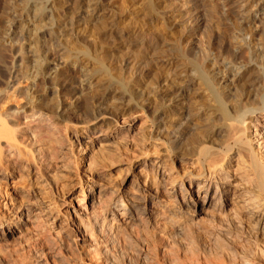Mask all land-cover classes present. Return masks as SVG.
I'll return each mask as SVG.
<instances>
[{
	"label": "bare ground",
	"instance_id": "bare-ground-1",
	"mask_svg": "<svg viewBox=\"0 0 264 264\" xmlns=\"http://www.w3.org/2000/svg\"><path fill=\"white\" fill-rule=\"evenodd\" d=\"M2 1L9 4L8 7L12 6V9L10 8L12 21L5 22V26L0 28V46L15 44L19 63L10 75L11 86L9 88L0 86V183L6 184L15 176H19L17 173L22 172L21 169L24 170L23 167L26 165L30 168L31 162L35 163L33 165H38L36 167L40 168L42 178L44 169L51 167L56 172L62 166L57 164L60 159H57L56 163L53 162L55 164L48 163L49 160L58 158L57 154L55 157V155L52 156L55 153L50 155L49 152L48 154L41 150L42 148L33 151L23 145L25 137L23 139L22 136L25 133H22L24 128L21 118L29 117L32 120L41 121L44 117L43 110L48 111L49 109V116L56 120L69 121L71 114L79 109L80 103H85L90 108L89 112L92 116L85 122L86 126L82 132L88 135L84 137L94 143L96 141H92L95 139L104 141V139L113 137L109 129L111 120L114 123L112 132L121 131L126 139L132 140L134 135L140 132L138 128L136 129L135 118L128 122L124 118L126 121L122 119L121 123H118L116 119L108 117L104 112L107 107L102 109L101 105L107 104L121 111L129 106L140 107L144 110L146 107L152 108L149 107L150 104L156 102L157 107L154 105L152 109L154 116L159 118L160 115L168 113L172 116L168 117L172 123L169 126L159 124L153 130L152 126L156 120L154 118L148 131L151 136L146 135L148 139L150 137L152 139L154 134L157 140L162 139L161 143L164 145L162 147L176 143L189 129H182L176 133L174 130L179 127L180 123L179 118L173 117V113L178 111L175 106L184 102V98L189 96L187 93L189 90L194 92L191 95L199 94L206 97L211 101L210 104H214L212 108L215 106L214 109L219 111L214 114V109H209L204 113L196 112V116L206 115L205 119L209 120L210 115H214L212 118L216 117L221 120L219 128L212 129L209 126L203 130L200 129L198 136L191 141L192 143L190 142L188 147H184L180 152H174L172 161L186 159L192 167L194 166V168L191 167L192 170L188 169L189 171L183 170L180 173L173 164L163 167L159 162L149 157L146 158L144 155L150 156V152L142 151L144 147L138 146L141 149L139 153L141 158L143 154L145 159L143 158L144 160L140 162L136 160L133 165L151 166L154 173L160 172V177L173 176L171 178L174 179L173 182H169L171 181L169 179V183L161 185L159 184L161 179L155 183L156 185L154 184L155 186L150 187L145 179L144 183L138 184L135 191L114 190L112 198L110 197L109 201L103 203L102 209L108 212L107 216H102L103 213L100 215L91 200L84 201L83 205H72L77 216L75 219L68 220V229L64 234L66 241L73 246L68 256L55 246L57 244L55 241H44L46 245H43V242L33 246L27 241L24 243L29 245L23 244L27 250L26 252L22 250L24 254L21 252L22 255L17 262L13 263L14 259L11 256L14 248L4 253V256L2 254V262L4 264H264V29L260 28L257 33L250 30L264 23V0H222L221 2L220 0H187L186 2L191 3L195 11V17H193L197 23L194 24L198 25L201 19L208 16L215 27L222 26V29L227 28L228 25L226 21V24L222 25L219 21L222 18L218 20L216 14H212L213 4L218 1L217 3H223L221 7L232 6L235 24H231V30L227 28L231 34V41L224 47L220 45V48H224L222 50L220 48L217 51L216 48L215 51L206 50V54L202 51L204 55L201 56L199 65L194 56L192 58H195V61L192 58L189 60L190 56L187 54L186 62L190 61V65L184 67L185 62L182 60H186V53L185 55L179 54L182 62L179 64L169 57L164 63L161 61L166 74L163 81L157 83L158 85L151 92L153 95L149 97L148 93L139 100H134L132 89L119 76L121 72L118 76L110 72L111 69L114 70L111 67L114 61L108 63L104 60L115 51L121 50L125 55L132 53L129 58L121 59V64L119 63L121 69L125 67L129 69L135 67L138 61L140 62L141 54H150L152 58L151 53L157 54V51L163 48L160 30H158L160 27L157 28L155 25L158 17H150L149 21L144 22L146 27L151 28L155 25L157 29H146L145 26L136 25L137 23L135 24L137 27L132 25L128 28L130 21L122 26L121 23L125 19H118L112 12V0H23V6L18 12L13 8L14 0ZM154 2V0H146V7L149 11L155 8ZM58 8L61 9V13L57 16L55 10ZM15 12L17 14H13ZM101 12L105 13L101 14ZM167 14L172 15V13ZM101 18L102 22L105 20L108 22L103 23L105 25L100 35L104 34L115 44V46L113 44V49L112 46L96 45L98 41L95 40L100 36L98 31L95 32L99 36L95 37V40L93 38L92 43H95L91 47L86 45V47L77 48L74 46L76 50L68 47V42L74 41L79 31L90 22ZM164 19L168 18L164 17ZM188 23L191 24L192 20ZM12 24L16 26L15 29L11 28ZM100 25L102 26V23ZM196 29V26L189 27L183 38L186 40L189 38L188 41H191V38L196 36ZM16 30L18 39L14 41L16 43L11 44V35L13 32L16 33ZM52 47L60 48L61 52L58 55L64 59L60 67H58L60 64L57 66L52 63L53 54L49 53ZM138 53H140L139 58L136 56ZM84 62L89 63V68L91 66L95 70L93 76L96 71H102L105 80L98 87V97H90L84 101L82 99L80 102L79 100L83 97L82 92L91 90L88 88L93 86L92 75L89 76L90 72L86 70ZM171 69H174L172 78L168 75ZM187 76L196 79L197 85L203 87L202 91L197 92L191 84L190 89L188 86L173 85V83L181 85L179 83L182 82V78H187ZM81 77L83 79L85 77L84 86L80 83ZM175 77L181 80L177 82ZM148 98L151 101H146ZM210 110L212 113L208 114ZM182 118L188 120L187 113ZM68 121L63 123L64 128L67 127ZM102 125H109L106 128L110 132L103 128L99 129ZM116 126H119V130ZM165 127L167 133L164 134L165 137H162L161 133L164 132ZM87 128L90 129L92 135L87 133ZM221 133L226 134L224 135L226 138H223L224 142H219L221 139L215 140L214 136ZM140 140H143V137ZM146 140H143L145 144ZM132 141L134 142V139ZM143 141L140 143H144ZM163 149L169 151L167 146ZM24 162L28 163L23 165ZM185 177L189 178L188 187L184 181ZM161 187L170 197L183 203L186 206V216L191 217H177L176 212L168 208L173 204V201H170L171 198L170 203L167 199V201L163 199V195L159 196L162 193ZM81 191L83 192V188ZM161 203L163 208H168L166 212L163 211L164 209L161 211ZM8 205L0 201V219L8 212L15 214L18 219L28 217L26 208L23 212L17 213L21 205L17 210L15 208L13 210ZM86 207L89 208L85 209ZM179 209H183V206ZM153 211L165 213L164 215L168 216L174 214L167 218L171 230L165 229L168 227L161 221L163 216ZM1 223L0 220V225ZM139 224L144 225L143 231L135 232L131 229ZM3 235L5 234L0 232V238Z\"/></svg>",
	"mask_w": 264,
	"mask_h": 264
},
{
	"label": "rangeland",
	"instance_id": "rangeland-1",
	"mask_svg": "<svg viewBox=\"0 0 264 264\" xmlns=\"http://www.w3.org/2000/svg\"><path fill=\"white\" fill-rule=\"evenodd\" d=\"M154 1L156 2V3L155 2L153 3L155 8H153V11H149L146 7V0H112V3H113V11L112 12L118 17V19H120V18L125 19V21H123L121 23L122 26H124L125 23L130 21L128 28H131L132 25L134 26L137 23L136 25H141L142 27L145 26V28L147 29V28H150V26L146 27L144 22L149 21L150 17L155 16V17H158V20H157L155 25L157 28L158 27L161 28V29L160 28L158 29V30H160L159 33L161 35V43H163V48L159 49L161 52L158 50L159 52L157 51V54L151 53L152 58H150V54H148L149 57H148V55L141 54L140 62L138 61L137 64L135 65V67L129 68L130 70L126 67H125L126 69L125 68L121 69L119 67V65L121 64V59L123 60L125 58L126 59L129 58L132 55V53H129V55H125L123 53V51L120 50L118 52L115 51L117 54L115 52H113L110 54V56H107L108 58L105 57L106 59L104 60V62L112 63L114 61L113 64L111 65V67L114 70L112 71V69H111L110 72L113 75H117V76L121 72V74L119 76L122 79H124L126 81V83L132 89V95H133L134 100H136V99L139 100L141 98H144L145 96L148 95V93H149V97H150V95H153L151 92L156 88L155 86L158 85L157 84L158 82L163 81V78L166 75L164 73L165 70H163V68H162L163 63L165 62L166 58L168 59V57H169V59L174 61L176 64H179V63H182L181 62V56L179 54L186 53V55L184 54L185 57L187 56L186 60H182L183 62H185L184 67H189L188 66V65H190L189 60H191L190 58H192L193 56L196 59L195 58H192V59L193 60L195 59L199 65V63L201 62V59H202L204 53L206 52V50H208V51L214 50L215 51V48H216V51H217L220 48V45H221V47H224V45L225 46L229 45L228 43H230L229 41H231V36H230L231 34H229L228 29H230V30L232 29L231 24H233L235 21V15L233 12L234 9L231 8L232 6L231 7H228V6L221 7L223 5V3H217L218 1L217 2L214 1L216 3L213 2L214 3L213 7H212L213 11H211V10L210 11L212 12V14L213 13L216 14L215 16L217 17L218 20L222 18L221 19L222 21L219 20L220 23H222V25H223V23H224V25L226 23L228 25L227 26L228 29L226 27L225 28L223 27V29H222V26L215 27L211 23V19L208 16H205V19H201V21L199 22L198 25L194 24V23H197V20H196V22L194 21V17H195L194 12L195 11H194L193 7L191 6V3L186 2L187 0H154ZM221 1L222 0H220V2ZM2 2L3 1L0 0V28H3L5 26V22L9 21V23H10V21H12L11 20L12 16L10 15L12 13V11L10 10V8L12 6L8 7L9 4L6 3L7 4V6H6V4L4 2L3 3ZM13 2H14L13 8L15 9V11H17V12L20 11V9L22 8L21 6H23V0H14ZM166 12L172 13V15L169 16V14H167ZM60 13H61L60 8L55 10V15L58 16ZM103 13H105V12H101V14H103ZM13 14H17V13L15 12ZM116 16L114 17L115 19L117 18ZM164 17L166 19L167 18L168 19L165 20ZM190 20H192L191 24L188 23V21H190ZM214 20H216V18H214ZM102 21H103V19L101 18V19H98V21L90 22V24H88L84 29H82L81 31H79L76 34L77 38L74 41L68 42V47L71 50H72V48H73V50H76L77 48L86 47V45L89 47H91L92 44L94 45L95 42L92 43V41H94L95 37L99 36L100 33L103 31L102 28H104V25H105L103 23L108 22V20H107V22H106V20L104 22H102ZM225 21H226V23H225ZM101 23H102L103 27L101 25L99 26V24H101ZM136 25H135V27H137ZM155 25H153L150 29L151 30L157 29L155 27ZM210 25L213 27H211ZM193 26H196V28H197L195 31L196 36L191 38L192 39L191 41H188L190 39L188 38V40H186L185 38H183V35L189 27H193ZM15 27L16 26L14 24L11 25V28L15 29ZM260 28L264 29V23H262L261 26L258 24L256 27H253L250 30L251 31L253 30L254 33H257V31ZM125 29H126V27H125ZM150 29H149V31L151 32ZM95 31L96 32L98 31L99 35ZM17 32L18 31L16 30V33H14V32L12 33V35H11L12 39H10L11 44L16 43L14 41H16L18 39V33ZM202 34H204V35H202ZM227 34H228V36H227ZM11 36H10V38H11ZM263 36H264V32H263ZM228 37H229V39H228ZM93 38H94V40H93ZM212 38H214V39L212 40ZM96 39L97 40H95V41L96 42L98 41L97 42L98 44H96L97 46H104V47H111L112 46L111 47L112 49L115 46V44L113 42H111L107 36H104V34H102V36L100 35ZM263 39H264V37H263ZM224 43H226V44H224ZM113 44H114V46H113ZM222 44H223V46H222ZM217 45H219V46H217ZM13 46H14V48H13ZM15 46H16L15 44L11 45V46L9 44L0 46V48H1L0 49V86L2 85L4 87L9 88L12 84V82H9V80H10L9 78H10V75H12L13 71H15L17 64L19 63V56H17V54H16L17 51H15V50H17L16 49L17 46L16 47ZM74 46L77 48L75 49ZM186 49H188V50H186ZM222 49H224V48H220V50H222ZM60 52H61L60 48H58V47H52L49 50V53L53 54V60H52L53 62L52 63L53 64L55 63L57 66H58V64H60L58 67H60L61 64H63V60H64L63 57L58 55V53H60ZM139 54L140 53L136 54V56H138L137 58H139ZM187 54H189V56H190L189 58H188ZM187 58L189 59L188 60L189 62H186ZM87 61L88 60H86V62ZM86 62H84V65L86 67V70H88L90 72L89 76H91L95 72V70L92 69L91 66L89 68V63H86ZM187 63H189V64H187ZM87 64H88V66H87ZM116 69H118V70H116ZM173 70L174 69H171L168 72V75L171 78H172V75L174 74ZM101 77L103 79H101ZM92 79H93V83H92L93 86L91 88H88L91 90H86L87 92L83 91L84 93L82 92L83 97L79 100L80 102L82 101V99L84 101L85 99H88L90 97H95V98L98 97V87H100V85L105 80L104 79V73L102 71H96L94 76L92 75ZM175 80L180 81L181 79L175 77ZM181 81L182 82L179 83L181 85H177L178 83L177 84L173 83V85L176 87L177 86L178 87H182V86L187 87L188 86L190 89V84H191V85H194V89H196L197 92L202 91L203 87L197 85V83H198L197 80L193 79L192 77L187 76V78H182ZM5 82H6V84H5ZM85 82H86L85 77H84V79H83V77H81L80 83L84 86ZM189 92H191V93H189ZM187 93L189 96L184 98V102L180 103L178 106H175V109L178 108L177 109L178 111L173 113V117L179 118V123H180V124L178 123L179 127H177L174 130L176 133L182 129H188V128L189 129L186 132V134L184 136H182V138L179 141H177L174 144L165 145V147H162V146H164L161 143L162 139L157 140L156 138H154L155 134H154V136H152V139H151V137H150V139H148L147 135H146V134L149 135L148 131H149V127H151L150 124H151L152 119L154 120V118H156L154 116L155 113H153V110H152L153 107H155V106L157 107L158 103H156V102L153 104H150L151 106H149V107H152V108L146 107L144 110H141L140 107H132V106L130 107L129 106V108L124 107V110L121 111V109H118L116 107L112 108V106H110V105L107 106V104L101 105L102 109L107 107L104 110V112L108 115V117H112L113 119H116L118 121V123H121L122 119H123V121L126 119L127 120V121L125 120L126 122L131 121V119H133V118L136 119L135 126H136V129L138 128L140 132L138 131L139 133H137L136 136L134 135V138H133L134 142L132 141L133 140L132 138H131L132 140L126 139V137L123 136L124 134H121V131L112 132V130L114 128V125H112V124H114V123L112 122L111 119H109V120H111V122H109L110 123L109 129H111V132L108 128H106L109 125H102V126H100L101 128H99V129H102V128L104 130L106 129L107 131L110 132V134L113 137L104 139V141H98V139L97 140L95 139L92 142H94V141H96V142L91 143L90 140H88L89 138L84 137V135L85 136H88V135H86L85 133L82 132L86 126V125H84L85 122L88 121L92 116L91 112H89L90 108L88 107V105L86 106L85 103H83V102L80 103L79 109H77L76 111H74L71 114V116L69 117V121L68 120H63V121L61 120L60 121L58 119H57L58 120L57 121L52 116H49L50 115V113H48L49 109H48V111L47 110L42 111V114L44 113V117H43V120H41V121L32 120V118H29V117L26 118L23 115L22 117H24V118L23 119L21 118L22 126L24 128L22 133L23 132L25 133V135L22 136L23 139L25 137V140H23V143H24L23 145L29 147L33 151L38 149V148H40V149L42 148L41 150H43L47 153L49 152L50 155L52 153H55V154H52V156L55 155V157H57V155H58V158H56L54 160H49L48 163H51V165H52V164L56 163L57 159H60V161L57 162V164H59V166L62 165L63 167L62 166L59 167L58 171H56V172L53 171L51 167L44 169L43 170L44 175L42 178V173L40 172L41 170H39L40 168L36 167L38 165H33L35 163L31 162V161H33V160H31L30 162H31L33 167L31 166L30 168H28V166L26 165L28 162H24L23 165H26V166H24V167L22 166L24 168V170L21 169L22 172H19L20 174L17 173V175H19V176H15V178L13 180H9V182H7L6 184L0 183V190H2L1 191L2 193L0 194V201L2 203L6 202L7 204H9L10 206L9 205L8 206L12 207L13 210H15V209L17 210V208L19 209L22 206L19 210H17V213L23 212L24 208H26L28 210V214H29L27 218L24 217L23 219L16 218L15 214H13V213L11 214V212L6 213L8 215L3 214L1 216L0 220L2 221V223L0 225V232H2L5 235H3V237L0 238V256H2V254L4 256L5 255L4 253H8L9 250H12L11 248H14L12 250V252L10 251L12 254L11 255L12 258L14 259L13 260V263H14V262L18 261L17 259H20V255H22L21 254L22 250H23V252H26V250H27L25 248V246L23 245V244H25L24 242L28 241V243L33 246L34 244L40 245V243H43L44 241L46 242V241H51V240L55 241V243L57 242V244H55V246H57V248H60L68 256L71 253L73 246H70L69 242L66 241L64 234H65L66 230L68 229V225H67V223H69L68 220L71 218L75 219L77 216L76 210L72 207V205L73 206H77V204L83 205L84 201H86V200L90 201L91 200V201H93L94 208L98 211V213L100 215L103 213L102 216L103 215L107 216L108 212H106L102 209L104 206L103 203L109 201L110 197L112 198V196H113L112 193L114 192V190L115 191L116 190H122L124 192H126L128 190L129 191H135V188L138 187V184L144 183L145 179H146V183L150 187L155 186L156 185L155 183H158L161 179L162 180L159 183L161 185L164 183L173 182L174 179L173 180L171 179L173 176H167V177L162 176V177H160L159 176L160 172L154 173L151 170V166L144 167V165H140V166L133 165V163H135L136 160H139V162H140V160H142L143 158L145 159V157L146 158L149 157L151 160H154L155 162H159V164H161V166H163V167L166 165H169V164L175 165V167H176L175 169H177V171L179 170L180 173H182L183 170L184 171H187L188 169L192 170L191 169L192 164L190 165L189 164L190 162L187 161L186 159L172 161L174 159V155H173L174 152H180V150H183L184 147L185 148L188 147L190 142L194 141L196 139V136H198L200 129L203 130L207 127L209 128V126L212 129L213 128H219L220 124H221V122H220L221 120H219L216 117L212 118V117H214L213 114H212L213 116L210 115L211 119H209V120L205 119L206 115L204 117L203 116H196L197 113H200V112L204 113L205 111H207L209 109L213 110L215 106L212 108V106L214 104H210L211 101L208 100L206 97H202L199 94L191 95V94H194V92L190 91V90ZM85 95H87V96H85ZM84 96L87 98H85ZM139 96H141V97H139ZM146 101H151V99L148 98ZM113 106H115L114 103H113ZM212 110H210L211 112L209 111L208 114L212 113ZM213 111H214L213 112L214 114H217L219 112L216 108ZM185 113H187L188 120H186L185 118H182V116ZM89 114H90V116H89ZM164 117H166V118H164ZM168 117H172V116L168 115V113L164 114V115H160L159 118H156L154 125L152 126L153 127L152 129L155 130V128L159 124H164L165 126H169L170 123H172V122L170 120H168ZM44 118L46 119V121ZM65 121H68L69 125L67 124V127L64 128L63 123ZM26 122H28L30 126ZM52 122H54V123H52ZM24 124H26V125L24 126ZM74 124H76V125L74 126ZM211 125H213V126H211ZM119 126H116V127H118V130H119ZM163 131L164 132L161 133L162 137L164 136V134L167 133L166 127L163 128ZM87 133L89 135L90 134L92 135V132L88 128H87ZM223 133L214 136L215 140L219 141L221 139L219 142L223 141V138H226L225 137L226 134H223ZM35 136H37V137H35ZM149 136H151V135H149ZM142 137H143V140L147 139L146 144H145V141L140 140V139H142ZM68 139H70V140H68ZM140 141H143L144 143H140ZM107 142L108 143L111 142V143L108 144ZM106 144H108L109 146ZM141 144H143V146H141ZM46 145H48V146H46ZM138 146H140L141 148L144 147V148H142V151L148 150V152H150L149 153L150 156L144 155L145 156L144 157L142 154V158H141V156L139 154L141 152L140 151L141 149H140V147L138 148ZM166 146L169 149V151H165L163 149V148H166ZM54 150H56L57 152H55ZM61 157L63 158V160ZM7 160H10V158H7ZM23 161H25V160H23ZM53 162H55V163H53ZM180 165H181V167H180ZM192 168H194V166ZM161 172H162V169H161ZM50 174H52V175H50ZM52 178H54V179H52ZM169 179L171 181H169ZM188 179H189L188 177L184 178L186 187H188ZM57 180H59V181H57ZM176 180H178V179H176ZM200 181H201V179H200ZM202 181L205 182L204 180H202ZM89 185H91V186H89ZM81 187L83 188V192L81 191V189H82ZM57 188H58V190H56ZM161 189H162V193L159 196L163 195L162 196V197H164L163 199H165V200L167 199L168 201L171 198L170 201L171 202L173 201L172 202L173 204H171V205L172 206L174 205V206L172 207L170 205L171 202L169 201L170 203H168V204L170 205V207H168V208L173 209L176 212V215H178L177 217H180V218L191 217L188 214H187L188 216H186V211H185L186 206H184L183 203L179 202L178 199L176 200V199H173L172 197H170L169 194H167L166 190H164V188L161 187ZM4 192H5V194H4ZM164 195H166V196H164ZM85 197H87V199ZM167 197H169V198H167ZM103 200H104V202H103ZM26 201H27V203H26ZM64 202H66V203L63 204ZM163 202H165V201H163ZM182 206H183V209H179ZM161 207H162L161 211L163 209H164L163 211H165V212H166V210H168L167 207L163 208L162 203H161ZM88 208L89 207H86L85 209H88ZM189 211H191L190 208H189ZM153 212L159 213V215L163 216L161 221L164 222V225L166 224V227H168L165 229L171 230V228L168 226L169 223H168L167 218L170 215H174V214H170L168 216L167 214L164 215L165 213H161L158 211H153ZM11 217L14 219H12ZM26 219L28 221H26ZM32 220H33V222H32ZM142 225L143 224L135 225L131 229L135 232L136 231L141 232L144 230L143 229L144 225L143 226ZM137 227H138V229H137ZM170 230L169 231L166 230V232H170ZM46 239H48V240H46ZM32 241L33 242L35 241V242L33 243ZM45 242L43 243V245H46ZM28 243H26V244H28ZM21 245L25 249H23V247H21ZM15 253L17 254V258H16ZM18 253H20V254L18 255ZM3 256H2V258L0 257V262H2ZM0 264H4V263L2 262Z\"/></svg>",
	"mask_w": 264,
	"mask_h": 264
}]
</instances>
